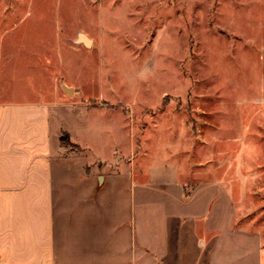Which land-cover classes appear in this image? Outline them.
<instances>
[{
	"label": "rangeland",
	"instance_id": "374dc122",
	"mask_svg": "<svg viewBox=\"0 0 264 264\" xmlns=\"http://www.w3.org/2000/svg\"><path fill=\"white\" fill-rule=\"evenodd\" d=\"M8 75L60 185L175 173L197 263L264 264V0H0Z\"/></svg>",
	"mask_w": 264,
	"mask_h": 264
},
{
	"label": "crops",
	"instance_id": "0c3cea01",
	"mask_svg": "<svg viewBox=\"0 0 264 264\" xmlns=\"http://www.w3.org/2000/svg\"><path fill=\"white\" fill-rule=\"evenodd\" d=\"M7 77L0 93V264H198L195 229L182 234L175 173L149 172L143 185L134 174L115 178L130 187L60 185L70 177L52 171V105L10 101L21 93Z\"/></svg>",
	"mask_w": 264,
	"mask_h": 264
},
{
	"label": "water",
	"instance_id": "95a60500",
	"mask_svg": "<svg viewBox=\"0 0 264 264\" xmlns=\"http://www.w3.org/2000/svg\"><path fill=\"white\" fill-rule=\"evenodd\" d=\"M77 42L82 43V44H84V45L87 46V47H89V46L92 45V40H90V39H89L87 36H85V35H79V36H78V40H77ZM64 90H65L66 93H72V90H71L70 88H65V87H64Z\"/></svg>",
	"mask_w": 264,
	"mask_h": 264
}]
</instances>
